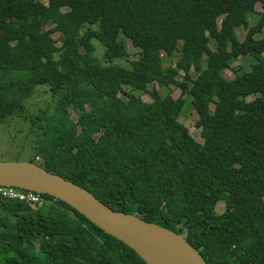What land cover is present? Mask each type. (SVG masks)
I'll return each mask as SVG.
<instances>
[{
  "label": "trees",
  "instance_id": "1",
  "mask_svg": "<svg viewBox=\"0 0 264 264\" xmlns=\"http://www.w3.org/2000/svg\"><path fill=\"white\" fill-rule=\"evenodd\" d=\"M263 29L264 0H0V123L44 87L56 100L31 117L39 166L183 237L206 264H264ZM121 36L138 54L130 68ZM233 53L256 62L227 80ZM169 87L192 98L203 142ZM42 196L0 197V264H147Z\"/></svg>",
  "mask_w": 264,
  "mask_h": 264
},
{
  "label": "water",
  "instance_id": "2",
  "mask_svg": "<svg viewBox=\"0 0 264 264\" xmlns=\"http://www.w3.org/2000/svg\"><path fill=\"white\" fill-rule=\"evenodd\" d=\"M26 184L39 189L28 188ZM0 186L48 194L64 201L106 234L133 249L147 264H183L166 253L151 238L148 231L152 229L177 236L203 264H206L201 255L183 237L135 215L109 208L87 189L47 171L36 163L29 161L0 163Z\"/></svg>",
  "mask_w": 264,
  "mask_h": 264
},
{
  "label": "rangeland",
  "instance_id": "3",
  "mask_svg": "<svg viewBox=\"0 0 264 264\" xmlns=\"http://www.w3.org/2000/svg\"><path fill=\"white\" fill-rule=\"evenodd\" d=\"M260 4L257 5V9L260 10ZM259 19V14L255 13L249 16L250 26H253L257 23ZM248 33V29L246 28H238L237 35L240 41H243L246 38ZM264 36L263 32L257 35V38H261ZM57 38V37H56ZM126 44V47L131 55L125 60H119L117 63L130 68L131 62L138 58V54L133 53L134 47L132 46L131 41H127L124 36L120 37ZM211 45L214 47L215 42L212 41ZM181 43L179 44V48ZM96 56L102 61L103 60V51L104 48L100 43H96ZM180 54L176 52L173 56L163 58L164 66H172L175 65L179 60ZM256 62V58L253 55L249 56H240L238 53H233L230 60V68L226 70L223 75L227 78V80H231L238 75H241L245 72L251 70L252 65ZM206 64V63H205ZM180 80H182L181 76H178ZM191 78H196V74L191 71ZM163 95H171L173 98H178L183 95L182 90L177 87H169L160 90ZM186 98V105L184 110L180 116V122L186 125L191 134L202 141L206 138L208 131L204 132L203 130H196L195 123L197 121L198 115L195 113V110L192 106L191 100L192 98L187 93L183 95ZM56 98L50 95L48 91H45L44 87H39L36 90L34 96L26 103V106L23 111L17 113L12 118H9L4 123H0V163L3 162H26L33 161L38 165H43V163L38 160H35V146L37 141V132L39 131L38 126L35 124L31 125V117L37 115L41 108H44L47 103L55 102ZM214 107H211V110ZM224 204H221L217 207L216 213L220 214L224 211Z\"/></svg>",
  "mask_w": 264,
  "mask_h": 264
},
{
  "label": "bare ground",
  "instance_id": "4",
  "mask_svg": "<svg viewBox=\"0 0 264 264\" xmlns=\"http://www.w3.org/2000/svg\"><path fill=\"white\" fill-rule=\"evenodd\" d=\"M28 188H38L33 185L26 184ZM39 189V188H38ZM148 234L151 238L169 255L177 259L183 264H203L200 258H198L181 239L177 236L161 231V230H149Z\"/></svg>",
  "mask_w": 264,
  "mask_h": 264
},
{
  "label": "built area",
  "instance_id": "5",
  "mask_svg": "<svg viewBox=\"0 0 264 264\" xmlns=\"http://www.w3.org/2000/svg\"><path fill=\"white\" fill-rule=\"evenodd\" d=\"M0 197L8 201H21L27 204H38L44 201L41 193L10 186H0Z\"/></svg>",
  "mask_w": 264,
  "mask_h": 264
}]
</instances>
